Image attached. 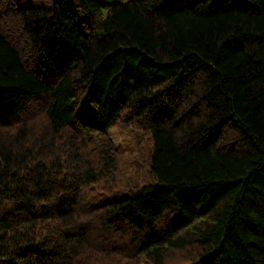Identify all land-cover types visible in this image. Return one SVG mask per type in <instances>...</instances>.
Returning a JSON list of instances; mask_svg holds the SVG:
<instances>
[{
  "label": "trees",
  "instance_id": "16d2710c",
  "mask_svg": "<svg viewBox=\"0 0 264 264\" xmlns=\"http://www.w3.org/2000/svg\"><path fill=\"white\" fill-rule=\"evenodd\" d=\"M0 264H264V0H0Z\"/></svg>",
  "mask_w": 264,
  "mask_h": 264
},
{
  "label": "rangeland",
  "instance_id": "374dc122",
  "mask_svg": "<svg viewBox=\"0 0 264 264\" xmlns=\"http://www.w3.org/2000/svg\"><path fill=\"white\" fill-rule=\"evenodd\" d=\"M16 1L18 6L26 7H49L52 3V0ZM109 134L118 149L120 168L127 173V177L130 178L132 185L142 187L149 182L153 183L150 176L149 165L146 163L144 156L142 157L143 153L147 156L152 150L153 143L151 142V135L146 134L145 132H139L136 138H134L133 131L122 127L110 130ZM134 168L138 170V173H134Z\"/></svg>",
  "mask_w": 264,
  "mask_h": 264
}]
</instances>
